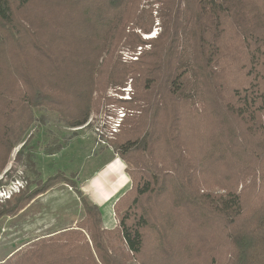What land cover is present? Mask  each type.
<instances>
[{"label": "trees", "instance_id": "1", "mask_svg": "<svg viewBox=\"0 0 264 264\" xmlns=\"http://www.w3.org/2000/svg\"><path fill=\"white\" fill-rule=\"evenodd\" d=\"M129 83L115 226L80 194L75 226L1 264H264V0H0V175L35 110L79 127Z\"/></svg>", "mask_w": 264, "mask_h": 264}, {"label": "rangeland", "instance_id": "2", "mask_svg": "<svg viewBox=\"0 0 264 264\" xmlns=\"http://www.w3.org/2000/svg\"><path fill=\"white\" fill-rule=\"evenodd\" d=\"M154 5L157 8L158 3ZM159 31L155 27L151 34L143 37H154ZM145 47L149 48V45ZM140 49L138 47L134 54L124 48L120 54L123 59H136ZM118 92L108 88L102 102L95 104L87 122L79 127L66 126L54 112L35 110L36 121L25 142L12 150L10 162L0 175V185L22 176L27 180L22 191L32 195L21 210L16 205L11 214L0 218V264L9 258L19 260V251L28 249L35 239L75 226L84 212L80 194L95 203L92 200L95 192L94 198L100 201L98 205L103 211L105 225L115 226L117 217L113 203L132 186L126 163L116 152L117 135L121 130L111 136L117 107L126 106L123 100L129 96L127 92L125 97L117 95ZM53 146L60 148L55 153H48L47 149ZM113 162L116 167L97 177ZM46 182L53 185L43 191ZM111 195L113 197L109 198Z\"/></svg>", "mask_w": 264, "mask_h": 264}, {"label": "built area", "instance_id": "3", "mask_svg": "<svg viewBox=\"0 0 264 264\" xmlns=\"http://www.w3.org/2000/svg\"><path fill=\"white\" fill-rule=\"evenodd\" d=\"M122 90L123 93L118 92L119 94L117 95H122L125 97V94L127 92L129 96L125 98V100L130 99L132 97L133 89L130 83L126 87L122 88ZM117 111V116L113 119V122L111 123V126H113L111 136H114L115 133L122 129L127 115V108L125 106L117 107ZM26 183L27 180L19 175L16 176L14 179L10 180L9 182L0 185V205L6 202L7 200L11 199L17 193H20L26 187Z\"/></svg>", "mask_w": 264, "mask_h": 264}, {"label": "crops", "instance_id": "4", "mask_svg": "<svg viewBox=\"0 0 264 264\" xmlns=\"http://www.w3.org/2000/svg\"><path fill=\"white\" fill-rule=\"evenodd\" d=\"M116 165H117V164H116L115 162L111 163V164L108 165L106 168H104L102 171H100L97 177L103 176V175L105 174L106 171H109V169L116 167ZM95 179H96V178H95ZM94 191H95V189H94ZM94 195H95V192H93L92 200L95 201V203L100 204V201L95 200ZM111 197H113V195H111L109 198H111ZM109 198H107L105 201H107ZM105 201H103V202H105ZM103 202H101V203H103ZM104 204H105V203H104ZM114 222H115V221H114Z\"/></svg>", "mask_w": 264, "mask_h": 264}]
</instances>
